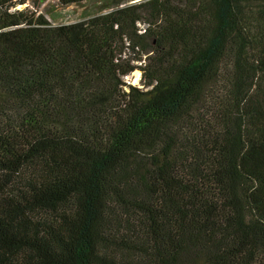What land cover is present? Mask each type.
I'll return each mask as SVG.
<instances>
[{"label": "trees", "instance_id": "1", "mask_svg": "<svg viewBox=\"0 0 264 264\" xmlns=\"http://www.w3.org/2000/svg\"><path fill=\"white\" fill-rule=\"evenodd\" d=\"M106 1L0 0V264H264V0Z\"/></svg>", "mask_w": 264, "mask_h": 264}, {"label": "rangeland", "instance_id": "2", "mask_svg": "<svg viewBox=\"0 0 264 264\" xmlns=\"http://www.w3.org/2000/svg\"><path fill=\"white\" fill-rule=\"evenodd\" d=\"M139 1L141 0H132L129 3ZM16 9H28L30 12L42 14L52 25H59L78 22L90 16L108 12L109 5L106 0H85L70 6H62L58 0H28L25 5H19ZM141 75L142 73L137 70L127 76L125 80L132 85L141 87Z\"/></svg>", "mask_w": 264, "mask_h": 264}]
</instances>
